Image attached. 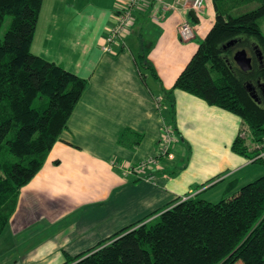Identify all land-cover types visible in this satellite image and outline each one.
<instances>
[{"label":"crops","instance_id":"crops-1","mask_svg":"<svg viewBox=\"0 0 264 264\" xmlns=\"http://www.w3.org/2000/svg\"><path fill=\"white\" fill-rule=\"evenodd\" d=\"M126 1L42 2L31 51L87 85L45 162L18 191L0 233V264H64L126 226L156 218L177 198L200 197L218 183L220 199L231 197L264 174L232 147L250 130L242 117L174 88L214 24L212 0L190 15L195 36L187 41L178 33L185 14L144 0L125 38L105 51ZM164 122L176 136L170 155L159 167L128 172L157 153ZM200 185L207 187L190 193Z\"/></svg>","mask_w":264,"mask_h":264},{"label":"trees","instance_id":"trees-1","mask_svg":"<svg viewBox=\"0 0 264 264\" xmlns=\"http://www.w3.org/2000/svg\"><path fill=\"white\" fill-rule=\"evenodd\" d=\"M230 1L212 0L214 24L174 88L239 115L257 142L264 140V0L235 12L226 9ZM42 2L0 0V27L11 16L0 37V233L19 189L45 162L87 85L86 78L31 51ZM239 49L252 57L248 70L234 60ZM232 147L247 157L255 154L241 135ZM160 211L64 264H264V174L217 202L188 196Z\"/></svg>","mask_w":264,"mask_h":264},{"label":"built area","instance_id":"built-area-1","mask_svg":"<svg viewBox=\"0 0 264 264\" xmlns=\"http://www.w3.org/2000/svg\"><path fill=\"white\" fill-rule=\"evenodd\" d=\"M144 0H127L126 4L118 11L117 20L115 24L109 28L102 48L105 51H113V45L122 41L125 38L126 33L130 29L134 20V11L140 7ZM159 3L160 10L165 11H180L185 14L184 19L178 26V33L180 39L187 41L195 36L194 23L190 17V12L201 11L204 6V0H147V2ZM156 18L157 15H154ZM241 136L246 137V131L241 132ZM175 131L173 126L164 122L162 134L160 138V145L157 153L150 155L135 164H131L128 167V172L140 173L142 171H148L154 167H159L160 161L170 155L172 143L175 140ZM252 149L255 150V154L250 157L252 161L256 159L264 158V140L254 142ZM147 173V172H146ZM187 198L184 196L183 199Z\"/></svg>","mask_w":264,"mask_h":264},{"label":"rangeland","instance_id":"rangeland-1","mask_svg":"<svg viewBox=\"0 0 264 264\" xmlns=\"http://www.w3.org/2000/svg\"><path fill=\"white\" fill-rule=\"evenodd\" d=\"M258 4H259V0L249 1L246 3L241 2L240 0H232V1L226 3V7H227L226 9H229V11L235 12V11H237L236 8H238V7L241 8L242 10H247V9H251V8L256 7ZM10 22H11V16L6 15L4 22L2 23V25L0 27V37L1 38L4 36V33L7 30V28L9 27ZM260 26H261L262 32L264 33V20H262L260 22ZM245 131L247 133V135H246L247 143L249 146L250 145L252 146V144L254 142L251 139V132L248 129L247 130L245 129ZM256 164H257V166L264 167V163L257 162ZM226 171H228V170H226ZM206 187H207V185H205V186L200 185L197 188H193L190 193L194 195L196 192L203 190ZM223 187H224V183H218V184L208 188L205 191H201L199 196L202 198L211 200V201H215V202L219 201L223 195V192H224L222 189ZM228 195H230V194H228Z\"/></svg>","mask_w":264,"mask_h":264},{"label":"water","instance_id":"water-1","mask_svg":"<svg viewBox=\"0 0 264 264\" xmlns=\"http://www.w3.org/2000/svg\"><path fill=\"white\" fill-rule=\"evenodd\" d=\"M190 15L195 18L196 13L194 11L190 12ZM261 55V52H260ZM234 60L238 64V66L243 70H248L251 68L252 65V57L248 55V52L246 49H239L237 50L234 55ZM252 96L257 99V95L252 93Z\"/></svg>","mask_w":264,"mask_h":264}]
</instances>
